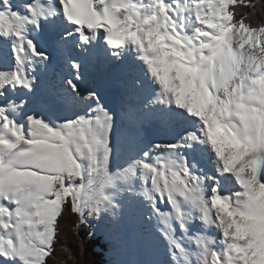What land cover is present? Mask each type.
Instances as JSON below:
<instances>
[{"label": "snow or ice", "instance_id": "obj_1", "mask_svg": "<svg viewBox=\"0 0 264 264\" xmlns=\"http://www.w3.org/2000/svg\"><path fill=\"white\" fill-rule=\"evenodd\" d=\"M238 3L0 0V264H67L66 217L106 264H264V21Z\"/></svg>", "mask_w": 264, "mask_h": 264}, {"label": "trees", "instance_id": "obj_2", "mask_svg": "<svg viewBox=\"0 0 264 264\" xmlns=\"http://www.w3.org/2000/svg\"><path fill=\"white\" fill-rule=\"evenodd\" d=\"M250 3L255 5L254 12L251 8L245 7L239 3L234 6H230V9L234 10L237 19L247 13V22L258 25L260 22L264 21V0H250ZM71 224V217H66L65 221L62 223L64 234L61 236V240L64 241V243L71 244L70 246L76 251V256H74V259L71 260L72 262L70 264H83L81 263V258L82 256L83 258L86 257L85 249H88V264H106L109 259V255L99 244L94 245L91 241L88 240L87 226H82V236L85 244L84 248L81 250L78 241L72 237L71 232L69 231V229L71 228ZM64 259L67 258L60 257L59 260L63 261ZM76 259L79 260L76 261Z\"/></svg>", "mask_w": 264, "mask_h": 264}, {"label": "bare ground", "instance_id": "obj_3", "mask_svg": "<svg viewBox=\"0 0 264 264\" xmlns=\"http://www.w3.org/2000/svg\"><path fill=\"white\" fill-rule=\"evenodd\" d=\"M0 55H3L2 50H0ZM105 73L108 74L109 71L103 67H99L96 70L91 72L92 74L91 78H86L85 80L88 86H100L106 106L112 107L115 102L116 95H117L118 80L115 86L111 87L110 85L114 83L113 78L116 77L117 74L114 75L113 73H109V76L105 78L106 76ZM111 80H113L112 83H111ZM112 97H113V100H112ZM164 135H165L164 133H158L156 135V139L162 140L164 138ZM164 210L167 211V209H164Z\"/></svg>", "mask_w": 264, "mask_h": 264}, {"label": "rangeland", "instance_id": "obj_4", "mask_svg": "<svg viewBox=\"0 0 264 264\" xmlns=\"http://www.w3.org/2000/svg\"><path fill=\"white\" fill-rule=\"evenodd\" d=\"M111 101V100H110ZM64 239V238H63ZM64 242V241H63ZM70 249H72V252H73V259H74V256H76V251L70 246L71 244H68V243H65ZM85 254H86V257H84L83 258V256H82V258H81V263H83V264H88V261H89V258H88V249H85ZM60 257H63V258H66L65 256H64V254L63 253H60L59 252V246H58V256H57V260L58 261H60L59 259H60ZM76 258H79V257H76ZM72 259V260H73ZM65 260H67V259H64L63 261H65ZM79 259H76V261H78ZM72 261L71 260H68L67 261V264H70Z\"/></svg>", "mask_w": 264, "mask_h": 264}, {"label": "water", "instance_id": "obj_5", "mask_svg": "<svg viewBox=\"0 0 264 264\" xmlns=\"http://www.w3.org/2000/svg\"><path fill=\"white\" fill-rule=\"evenodd\" d=\"M112 100H113V97H112Z\"/></svg>", "mask_w": 264, "mask_h": 264}]
</instances>
